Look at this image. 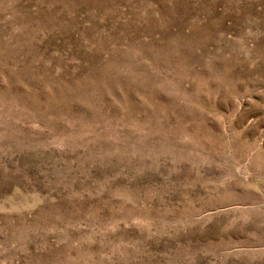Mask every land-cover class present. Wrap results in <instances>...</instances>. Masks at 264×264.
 <instances>
[{
	"label": "rangeland",
	"instance_id": "obj_1",
	"mask_svg": "<svg viewBox=\"0 0 264 264\" xmlns=\"http://www.w3.org/2000/svg\"><path fill=\"white\" fill-rule=\"evenodd\" d=\"M0 264H264V0H0Z\"/></svg>",
	"mask_w": 264,
	"mask_h": 264
}]
</instances>
